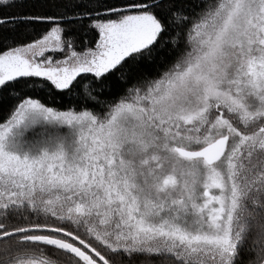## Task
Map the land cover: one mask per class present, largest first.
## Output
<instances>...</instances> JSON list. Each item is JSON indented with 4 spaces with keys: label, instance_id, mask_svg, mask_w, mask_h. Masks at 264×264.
Here are the masks:
<instances>
[{
    "label": "snow or ice",
    "instance_id": "1",
    "mask_svg": "<svg viewBox=\"0 0 264 264\" xmlns=\"http://www.w3.org/2000/svg\"><path fill=\"white\" fill-rule=\"evenodd\" d=\"M0 264H264V0H0Z\"/></svg>",
    "mask_w": 264,
    "mask_h": 264
}]
</instances>
